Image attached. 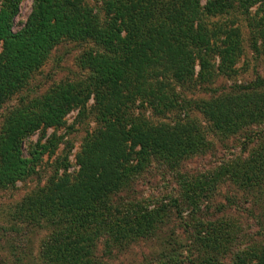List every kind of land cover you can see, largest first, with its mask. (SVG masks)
<instances>
[{
  "label": "rangeland",
  "instance_id": "374dc122",
  "mask_svg": "<svg viewBox=\"0 0 264 264\" xmlns=\"http://www.w3.org/2000/svg\"><path fill=\"white\" fill-rule=\"evenodd\" d=\"M7 1L0 0V7ZM107 1L83 0L99 24L108 16ZM173 1L180 12L188 9L189 14H197L215 49L208 57L205 77L194 91L179 87V82L173 80L176 77L168 75L170 78L164 80L165 84L172 80L177 91H184L187 98L196 101L199 108L193 109L189 118L199 125L204 145L177 158L174 154L164 157L163 153L138 152L140 144L134 145L132 141L135 152L129 157L133 164H138V173L127 179L122 188L105 193L106 205H100L99 210L93 211L90 203L85 205L88 215L83 224L87 225V233L78 234L76 247L78 252H85L81 241L95 240L93 257L98 258V264H264V157L256 160L257 148L264 146V109L257 116L259 121L236 133L224 134L201 106L221 94L239 95L235 91L239 85L252 86L249 95L264 94V0H231L227 8L213 11L209 10L213 0L167 3ZM34 5L35 0L19 1L11 31H24ZM116 17L118 27L122 19ZM227 34L240 40V45L232 69L224 67L225 73L220 69L218 51ZM125 35L124 30L116 35V40ZM76 38L64 35L57 41L25 88L14 93L1 92L5 98L0 99V140L4 135L7 148L0 153V264H49L48 245L56 235L63 236L64 224L47 221L45 217L42 221L28 220L30 207H35L31 198L37 191L48 192L53 178L64 180L70 175L72 180H80L77 174L83 162L81 156L91 147L85 142L98 136L105 125L102 114L94 111L93 96L85 101L74 90L90 75L85 54L96 52L98 45L91 38ZM8 51L5 40L0 41V62H8ZM232 59L233 56L226 61ZM199 69L197 62L195 70ZM66 90L71 91L66 94ZM50 93L70 98V109L61 122L53 125L46 123L45 112L37 110L32 114L29 107L25 108L31 100ZM128 105L116 114L129 129L132 120L142 114L148 116L152 125L174 124L179 114L184 118L178 112L153 114L140 107V99ZM7 121L11 129L5 126ZM25 122H32L33 126L22 135L20 124ZM16 142L25 161L23 172L9 159ZM99 158L97 152L92 159L97 162ZM248 170L256 177H244L250 175ZM65 195L69 198V191ZM147 214L157 219V230H149L153 232L149 236L131 240L123 247L113 245L110 253L108 243L117 238L127 241L114 237L125 233L115 232L116 226L126 227L135 220L150 227L149 216L143 218ZM209 227L216 236L199 238Z\"/></svg>",
  "mask_w": 264,
  "mask_h": 264
},
{
  "label": "trees",
  "instance_id": "16d2710c",
  "mask_svg": "<svg viewBox=\"0 0 264 264\" xmlns=\"http://www.w3.org/2000/svg\"><path fill=\"white\" fill-rule=\"evenodd\" d=\"M8 1L5 3L6 7L3 4L0 7V41L5 40L9 47L8 62H0L2 100L5 96L1 92L14 93L26 87L33 72L42 66L52 47L64 35L71 39L91 38L98 45L96 52L85 54L90 75L75 86L74 90L80 98H85V101L93 96L94 111L102 114L105 125L98 136L85 142L91 147L81 156L83 162L77 174L80 180L74 181L76 178L72 180L70 175L64 180L51 179L48 192L40 190L41 193L37 191L33 194L31 204L35 207H30L28 217L30 221H42V217H45L47 221L64 224L63 236L56 235L48 245L51 258L49 264H95L94 260H97L98 264V258L93 257L95 240L81 241L85 252H78L76 247L78 234L87 233V225L85 224V227L83 224L84 217L88 215L85 205L90 203L93 211L99 210L100 205H106L107 201L103 199L105 193L122 188L127 179L138 173V164H133L129 157L135 152L132 141L134 145L140 144L138 152L163 153L164 157L174 154L177 158H181L184 153H193L200 145H204L201 144L203 138L199 125L189 118L191 111L199 108L196 101L187 98L184 91H177L172 80L167 84L164 80L169 79V76L176 77L173 80L179 82L182 89H195L205 77L209 65L208 57L215 53L214 46H211L210 36L204 31L197 14L193 11V14H189L188 9L180 12L178 4L174 1L167 3V0H108V16L103 24H99L95 22L98 21L97 17L92 15L83 0H35L25 29L20 33L11 31L12 19L19 11L20 0ZM230 2L231 0H213L209 3V10H223ZM116 16L122 19L118 27L115 26ZM124 30L126 35L121 40H116V35L120 36ZM223 43L218 51L219 64L220 69L226 73L223 68L231 70L238 57L236 50L240 40L237 41L227 34ZM231 56L232 61H226ZM197 62L200 66L198 71L195 70ZM216 76L217 74L213 79ZM251 88L250 85H239L235 88L239 95L235 97L221 94L202 102L204 112L222 133H236L259 121L257 116L264 109V94L249 95ZM70 91L66 90L65 93ZM137 99H140V107L151 110L153 114L178 112L182 113L184 118L179 114L174 124L152 125L149 124L148 116L142 114L132 120L129 129L123 125L124 122L116 113L119 109L125 110L129 107L128 102L135 103ZM28 107V112L32 114L37 110L45 112L48 125L58 124L70 109V98L54 93L45 94L41 98L31 100V105L25 108ZM20 125L23 126L20 130L23 135L33 123L25 122ZM5 126L11 129L8 121ZM2 138L0 153L3 148H7V142ZM17 144H13L15 151L9 159L19 172H23L25 161L21 159ZM97 152L100 158L94 162L92 158ZM256 157L257 161L264 157L263 145L257 148ZM141 163L143 162L139 164L142 165ZM247 173L250 175L244 177H256L250 170ZM6 181L8 182L9 178ZM67 191L69 198L65 195ZM88 191L89 196L93 195L94 198L89 200ZM148 216L151 219L150 227L144 222L136 223L135 220L126 224V227L117 225L115 232L125 233L119 234L120 236L116 234L114 237H123L127 241L111 239L113 241L107 244L110 253L113 245L123 247L131 240L147 237L149 233L156 231L157 219L149 214L143 218ZM214 234L216 236V232L209 227L199 238H211Z\"/></svg>",
  "mask_w": 264,
  "mask_h": 264
}]
</instances>
